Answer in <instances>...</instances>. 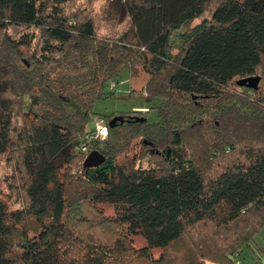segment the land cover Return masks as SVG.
<instances>
[{"label":"trees","instance_id":"16d2710c","mask_svg":"<svg viewBox=\"0 0 264 264\" xmlns=\"http://www.w3.org/2000/svg\"><path fill=\"white\" fill-rule=\"evenodd\" d=\"M76 1L0 0V264H234L264 229V0H104V35ZM138 69L156 118L87 142Z\"/></svg>","mask_w":264,"mask_h":264},{"label":"rangeland","instance_id":"374dc122","mask_svg":"<svg viewBox=\"0 0 264 264\" xmlns=\"http://www.w3.org/2000/svg\"><path fill=\"white\" fill-rule=\"evenodd\" d=\"M104 0H77L72 7V9H84L89 11L91 15H94L96 24H97V33L98 35H104L108 33H113L118 28L122 29L121 25H118L117 19H110L108 16L102 15L101 6ZM123 25V24H122ZM173 52L177 51L179 48V42L174 41ZM147 74L144 73L141 69H138L137 75L130 76L128 71L123 70L119 79L115 81V87L112 89L113 93L110 97L99 100L94 105L95 117L93 123L91 122L88 126V130H93L97 126H102L106 128V137L104 140L108 139V124L110 120L115 116H122L121 114L125 113L126 115H131V113H137L136 116L140 118H145L147 120H152L156 118V115L153 110H148L145 107L144 99H143V87L147 81ZM114 114L110 119L105 118L106 116ZM130 152L127 155H120L118 158V162L121 165L125 166H134L137 167L139 164H142L144 167L149 165L148 155L144 159L134 160L136 153H138V145H136V141L133 142ZM150 152H155L154 149H150ZM83 154V160L87 158L89 152H81ZM11 172V168L6 162V157H2L0 160V188L3 194L6 193L5 185L3 184V179L6 175H9ZM99 209L102 212L112 213V209L108 205H101ZM131 243L135 248H141L146 246V239L142 235H135L131 237ZM257 246L264 247V229L254 238L253 241L249 243V246H246L238 252L237 257L234 261H237L238 264H246L249 258L252 256L253 252L258 254L260 257L259 260L264 258V253L258 251L254 244ZM253 250V251H252ZM161 254V251L158 248L152 249V255L154 258H158ZM253 257V256H252ZM249 263V262H248ZM247 263V264H248ZM214 264V263H208ZM253 264V263H252ZM254 264H257V262Z\"/></svg>","mask_w":264,"mask_h":264},{"label":"water","instance_id":"95a60500","mask_svg":"<svg viewBox=\"0 0 264 264\" xmlns=\"http://www.w3.org/2000/svg\"><path fill=\"white\" fill-rule=\"evenodd\" d=\"M259 80L260 78L258 76L246 77L243 79H239L236 82V85L240 87H246L249 89H257ZM124 120L125 119L122 116H115L110 120L108 125L109 127H113L117 122L123 123ZM145 120H146L145 118H140V117L135 116L132 119H128L127 121L136 122V121H145ZM178 141L180 140L178 139ZM103 162H104V157L101 154L94 151V152L89 153L87 158L84 160V167L85 168L96 167L102 164Z\"/></svg>","mask_w":264,"mask_h":264},{"label":"built area","instance_id":"2783aa9c","mask_svg":"<svg viewBox=\"0 0 264 264\" xmlns=\"http://www.w3.org/2000/svg\"><path fill=\"white\" fill-rule=\"evenodd\" d=\"M115 87V81H111L109 83V89L112 90ZM106 137V128L102 126H97L95 129L86 137L87 142H90L91 140H104ZM81 152H88V146L87 145H81L80 146ZM235 264H238L236 261ZM257 264H264V259L257 262Z\"/></svg>","mask_w":264,"mask_h":264},{"label":"crops","instance_id":"0c3cea01","mask_svg":"<svg viewBox=\"0 0 264 264\" xmlns=\"http://www.w3.org/2000/svg\"><path fill=\"white\" fill-rule=\"evenodd\" d=\"M261 232V231H260ZM256 237V236H255ZM254 244V243H253ZM249 246V245H248ZM254 246H255V248L258 250V251H260L261 253H264V247H260V246H258V244H257V246L254 244ZM253 251V250H252ZM253 256V257H252ZM252 256L249 258V260H247L248 262H246V264L248 263V264H254V262L256 263V262H259L260 260V257L258 256V254H255L254 252H253V254H252ZM262 259H264V258H262ZM244 264V263H243Z\"/></svg>","mask_w":264,"mask_h":264},{"label":"flooded vegetation","instance_id":"af4514ba","mask_svg":"<svg viewBox=\"0 0 264 264\" xmlns=\"http://www.w3.org/2000/svg\"><path fill=\"white\" fill-rule=\"evenodd\" d=\"M136 114H137V113H134V112H133V113H131V115H127V118H125V119H126V121L128 120V118H130V119H131V118L135 117V116H136ZM156 154H157V152H156ZM167 158H169V152H167Z\"/></svg>","mask_w":264,"mask_h":264}]
</instances>
